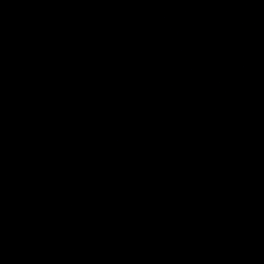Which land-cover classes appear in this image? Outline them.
<instances>
[{
    "label": "water",
    "instance_id": "95a60500",
    "mask_svg": "<svg viewBox=\"0 0 264 264\" xmlns=\"http://www.w3.org/2000/svg\"><path fill=\"white\" fill-rule=\"evenodd\" d=\"M0 264H264V0H0Z\"/></svg>",
    "mask_w": 264,
    "mask_h": 264
}]
</instances>
